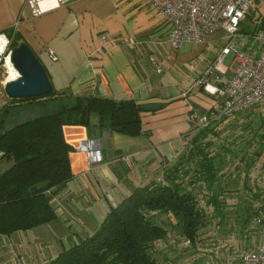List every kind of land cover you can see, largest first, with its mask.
Returning <instances> with one entry per match:
<instances>
[{
    "label": "crops",
    "instance_id": "0c3cea01",
    "mask_svg": "<svg viewBox=\"0 0 264 264\" xmlns=\"http://www.w3.org/2000/svg\"><path fill=\"white\" fill-rule=\"evenodd\" d=\"M169 30L167 21L147 0H67L39 16L32 14L30 0H0V34L11 33L19 44H27L53 89L72 97L133 100L150 108L186 97L188 89L163 71L156 74L149 61L154 58L162 66L157 47L164 39L167 44ZM212 60H207L204 69ZM197 75L195 81L201 73ZM230 76L231 71L224 74L222 82ZM214 98L212 104L191 103L185 112L190 126L183 142H175L174 148L161 146L160 151L143 126L135 136L106 128L89 132L84 126L63 127L64 138L75 151L69 153L73 178L52 200L57 219L0 236V264H47L80 238L93 234L110 208L136 187L161 180L163 170L187 147L192 128L204 116H215L221 101ZM97 122L98 117L90 121L94 128ZM89 138L100 145V164H91L86 152L77 149Z\"/></svg>",
    "mask_w": 264,
    "mask_h": 264
},
{
    "label": "trees",
    "instance_id": "16d2710c",
    "mask_svg": "<svg viewBox=\"0 0 264 264\" xmlns=\"http://www.w3.org/2000/svg\"><path fill=\"white\" fill-rule=\"evenodd\" d=\"M8 37L12 39V49L19 45L11 33ZM45 98H52L58 106L5 131L4 120L0 122V161L8 164L0 171V236L8 237L57 219L52 200L73 178L69 153L75 151L65 140L63 127L84 126L89 132L106 128L135 136L142 132V114L162 107L150 108L133 100L92 95L72 97L54 89L43 97L10 101ZM7 106L2 110L4 113ZM93 113L98 117L96 128L90 123ZM210 116L207 126L192 128L187 147L163 170L161 180L136 187L110 208L93 234L80 238L47 264H172L166 255L168 249L161 246L166 244L173 249L175 234L182 242L188 240L189 247L198 249L202 241L200 231L208 218L197 197L198 187L212 190L215 186L218 191L223 190L218 172L222 153L214 152L215 140L220 138L219 126L231 118ZM259 120V128H263L260 116ZM220 197L213 193L205 203L218 216L223 208ZM162 216L168 221H162ZM253 216L259 235L264 216L261 218L257 211H253ZM246 243L242 251L255 248Z\"/></svg>",
    "mask_w": 264,
    "mask_h": 264
},
{
    "label": "rangeland",
    "instance_id": "374dc122",
    "mask_svg": "<svg viewBox=\"0 0 264 264\" xmlns=\"http://www.w3.org/2000/svg\"><path fill=\"white\" fill-rule=\"evenodd\" d=\"M251 1V10L255 15H264V1ZM142 22L143 20L139 25ZM241 27L249 29L246 25ZM222 37L223 34L218 32L208 36L206 44H184L175 50L169 48L165 39L160 41L157 56L161 54V70L174 77L188 91L186 97L174 99L151 115L142 114V126L152 136L157 151L163 148L161 146L174 148L175 142H183V133L190 126L189 115L185 112L188 106L191 107V103L207 105L215 101V96L196 85L195 77L198 73H204L207 60L211 57L214 59L218 54L223 45ZM231 60L228 56L224 64L230 65ZM232 66L233 69L237 68V64ZM12 77L9 71V80L17 76L12 74ZM57 103L52 98L32 102L9 100L6 113L0 111V122L4 120L2 130L50 112L58 106ZM259 116L264 121V101L237 117L225 120L219 126L221 134L215 140L217 148L214 152L222 153L218 172L223 190L218 191L215 186L212 190L202 185L201 189L198 187L200 206L208 216L206 226L200 231L202 241L198 244V249L184 248L183 239L173 235V249L166 244L160 245L161 248L168 249L166 255L172 264H241L239 255L244 249V242L250 244L251 248L257 246L259 227L254 223L256 217L253 216V211L259 212L261 218L264 216V125L259 128ZM96 117L94 113L91 114V119ZM7 166L5 161H0V171ZM213 193L221 196L222 215L218 216L213 207L205 204ZM162 221L168 220L162 216Z\"/></svg>",
    "mask_w": 264,
    "mask_h": 264
},
{
    "label": "built area",
    "instance_id": "2783aa9c",
    "mask_svg": "<svg viewBox=\"0 0 264 264\" xmlns=\"http://www.w3.org/2000/svg\"><path fill=\"white\" fill-rule=\"evenodd\" d=\"M147 1L169 24L168 45L173 50L184 44H206L208 36L218 32L223 34L220 51L195 81L200 88L221 100L215 118L231 117L264 101V15H255L251 10V0ZM66 2L67 0H30L34 16L51 11ZM241 25H246L249 29ZM11 41L5 34H0V111L10 100L5 93L9 67L15 70L11 63ZM47 54L52 60H56L52 51L47 50ZM228 56L232 60L226 66L224 63ZM149 61L153 71L161 74V67L155 59L150 58ZM233 64H237V68L233 69ZM218 66L223 68L219 69ZM229 71L231 76L226 82H222V76ZM212 80L218 84L211 83ZM208 122L207 116H204L199 125L205 127ZM77 149L86 152L91 164L102 163L101 148L94 138L83 141ZM182 245L189 247L190 243L184 240ZM239 258L242 264H264V224L260 227L257 247L240 252Z\"/></svg>",
    "mask_w": 264,
    "mask_h": 264
},
{
    "label": "water",
    "instance_id": "95a60500",
    "mask_svg": "<svg viewBox=\"0 0 264 264\" xmlns=\"http://www.w3.org/2000/svg\"><path fill=\"white\" fill-rule=\"evenodd\" d=\"M11 63L18 76L5 84L10 100L33 99L52 93L53 86L45 68L27 44L22 42L12 49Z\"/></svg>",
    "mask_w": 264,
    "mask_h": 264
},
{
    "label": "bare ground",
    "instance_id": "6f19581e",
    "mask_svg": "<svg viewBox=\"0 0 264 264\" xmlns=\"http://www.w3.org/2000/svg\"><path fill=\"white\" fill-rule=\"evenodd\" d=\"M9 71L11 72V78H13V77H12V74L15 75V76H17L16 71L13 70L11 67H9ZM7 79H8V81H9V78H8V77H7Z\"/></svg>",
    "mask_w": 264,
    "mask_h": 264
}]
</instances>
